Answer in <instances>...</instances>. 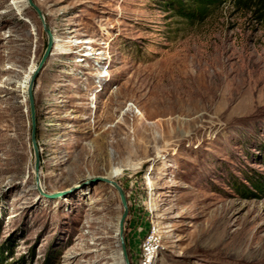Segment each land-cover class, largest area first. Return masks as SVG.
I'll return each instance as SVG.
<instances>
[{
    "label": "rangeland",
    "instance_id": "1",
    "mask_svg": "<svg viewBox=\"0 0 264 264\" xmlns=\"http://www.w3.org/2000/svg\"><path fill=\"white\" fill-rule=\"evenodd\" d=\"M29 2L53 39L32 81L37 170L22 85L46 35L26 0H0L3 264H123L117 192H68L111 168L128 264L151 225L153 264H264V24L230 2L193 22L164 0Z\"/></svg>",
    "mask_w": 264,
    "mask_h": 264
},
{
    "label": "trees",
    "instance_id": "2",
    "mask_svg": "<svg viewBox=\"0 0 264 264\" xmlns=\"http://www.w3.org/2000/svg\"><path fill=\"white\" fill-rule=\"evenodd\" d=\"M227 2H230L237 10L249 12L252 17L264 24V0H164V5L172 11L173 16L193 22L203 20L212 11L219 9ZM255 182L253 187L264 194V176L255 179ZM8 250L6 247L4 249L0 247V264H3L1 258L5 252H9ZM45 261L48 264L51 260ZM6 264L19 263L10 262Z\"/></svg>",
    "mask_w": 264,
    "mask_h": 264
},
{
    "label": "water",
    "instance_id": "3",
    "mask_svg": "<svg viewBox=\"0 0 264 264\" xmlns=\"http://www.w3.org/2000/svg\"><path fill=\"white\" fill-rule=\"evenodd\" d=\"M26 2L31 7V9L35 12V14L37 15L38 19L41 22L43 32L46 35V46H45L43 55H42L40 61L38 62L37 66L35 67V69L31 73V76L29 77V81H28L27 85L25 86V96H26V100L28 102V109H29V116H30V128H31L30 142H31L32 152L34 155V169L37 170V149H36V143H35V139H34V135H33V106H32V95H31V92L33 89L32 81H33V78H34L36 72L38 71V69H40L42 67L43 63L47 59V57H48V55L52 49V46H53V39H52V36L49 32V29L47 28V25L44 22L43 16H42L41 12L39 11V9L36 6H34L33 4H31V2H29V0H26ZM93 182L108 184L118 194V198H119V202H120L122 211H121V214H120L119 219L117 221L116 235L118 238V244H119V248H120V255L122 258V262H123V264H128V259H127L126 250H125V244H124L123 237H122L123 224H124L125 216L127 214L126 199H125V193H124L123 189L116 182L108 179L107 177H94V178H91L87 181H84L82 183H79L77 185H73V186L69 187L68 192L77 190V189L84 187L85 185H87L89 183H93Z\"/></svg>",
    "mask_w": 264,
    "mask_h": 264
},
{
    "label": "built area",
    "instance_id": "4",
    "mask_svg": "<svg viewBox=\"0 0 264 264\" xmlns=\"http://www.w3.org/2000/svg\"><path fill=\"white\" fill-rule=\"evenodd\" d=\"M161 245V235L155 225H151L145 233L138 254V264H153Z\"/></svg>",
    "mask_w": 264,
    "mask_h": 264
},
{
    "label": "bare ground",
    "instance_id": "5",
    "mask_svg": "<svg viewBox=\"0 0 264 264\" xmlns=\"http://www.w3.org/2000/svg\"><path fill=\"white\" fill-rule=\"evenodd\" d=\"M32 72V70L29 72V74ZM29 74H27V76H25V79H28V75ZM25 87V85L23 84L22 85V88H24ZM147 129H148V127L147 126H145ZM120 129H121V126L119 125L118 127L117 126H115L114 127V130L116 131V133H120ZM134 136H136L137 137V135H138V133H136L135 131H134ZM127 138V141H128V137H126ZM126 138L124 139L125 141H126ZM134 142H135V144H137L138 145V143H139V140L138 139H134ZM127 143V142H126ZM126 143H124V145L126 144ZM115 146L117 147V151L119 152V154L120 155H123V154H126L128 157H130L131 158V156H135L136 154H144V152H145V150L142 148V147H140V146H138L137 148L139 149V150H136V151H133L132 150V148H129L128 147V145H126V149H124L123 148V144H121V142L120 141H116V143H115ZM100 151V152H99ZM99 151H98V156L99 157H102V151H103V146H101V149H99ZM127 157V158H128ZM106 162L108 163V164H110L111 163V161H110V158H109V156H106ZM83 163V162H82ZM81 163V164H82ZM61 164V161L59 160V159H57L56 161H55V163L53 164V166L51 167V170L52 171H55V169L59 166ZM137 166L138 165H135V166H132V168H137ZM121 174V170L120 169H118V168H111L108 172H107V175H106V177L108 178V179H110V180H113L115 177H117L118 175H120Z\"/></svg>",
    "mask_w": 264,
    "mask_h": 264
}]
</instances>
